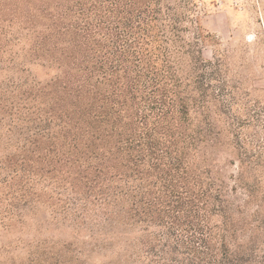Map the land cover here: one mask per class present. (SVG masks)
<instances>
[{
    "label": "trees",
    "instance_id": "obj_1",
    "mask_svg": "<svg viewBox=\"0 0 264 264\" xmlns=\"http://www.w3.org/2000/svg\"><path fill=\"white\" fill-rule=\"evenodd\" d=\"M200 2L0 0L2 217L45 203L93 234L103 264H264V186L246 177L264 149L245 154L232 208L212 158L219 94L235 105L238 88Z\"/></svg>",
    "mask_w": 264,
    "mask_h": 264
},
{
    "label": "rangeland",
    "instance_id": "obj_2",
    "mask_svg": "<svg viewBox=\"0 0 264 264\" xmlns=\"http://www.w3.org/2000/svg\"><path fill=\"white\" fill-rule=\"evenodd\" d=\"M197 11L205 34L211 36L209 41L221 42L231 71L228 80L238 88L235 105L229 96L219 94L225 112L222 116L225 138L224 147L217 149L212 163L222 171L227 201L232 208L242 209L246 199L243 177L247 173L244 156L254 157L255 163L264 149V130L253 121L264 118V0H201ZM201 49L204 60H214L213 43L204 44ZM30 72L41 80L47 79V72L40 67L31 65ZM228 90L227 94H234L231 88ZM256 168L255 174L247 173L246 177L251 183L252 177L262 180L264 186V168ZM0 176L4 177L1 172ZM2 193L7 194L8 190L0 180ZM16 207L5 217L0 215V264L108 261L93 247L90 231L64 222L45 203L18 201Z\"/></svg>",
    "mask_w": 264,
    "mask_h": 264
}]
</instances>
